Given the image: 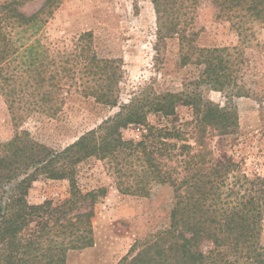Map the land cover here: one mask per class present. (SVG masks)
<instances>
[{
    "label": "trees",
    "instance_id": "trees-1",
    "mask_svg": "<svg viewBox=\"0 0 264 264\" xmlns=\"http://www.w3.org/2000/svg\"><path fill=\"white\" fill-rule=\"evenodd\" d=\"M26 1L0 4V96L16 128L0 142V264H66L70 251L94 245L95 206L107 188L80 187L79 165L91 158L108 163L122 194L149 197L156 185L173 190L168 226L136 241L116 264H264V174H247L212 147L215 137L239 128L235 98L244 90L237 73L245 60L235 47L197 46L192 13L203 0H151L158 40L178 39L182 64L197 65L198 78L181 92L148 86L127 99L119 61L100 56L93 33L57 54L43 43L63 0H46L30 15L20 10ZM210 1L237 31L249 21L264 23V0ZM205 88L227 101L214 102ZM73 92L118 110L59 149L20 129L34 113L56 116ZM180 106L188 109L185 117ZM153 115L173 123H153ZM130 127L141 131L138 139L124 136ZM41 178L67 180L69 197L31 204L29 191Z\"/></svg>",
    "mask_w": 264,
    "mask_h": 264
},
{
    "label": "rangeland",
    "instance_id": "rangeland-1",
    "mask_svg": "<svg viewBox=\"0 0 264 264\" xmlns=\"http://www.w3.org/2000/svg\"><path fill=\"white\" fill-rule=\"evenodd\" d=\"M4 1L0 0V4ZM45 1L28 0L20 10L30 15ZM193 14V28L199 32L197 46L235 47V54L245 60L237 73V82L244 90V96L235 98L239 128L235 134L214 138L215 155L225 150L247 174H264V23L249 21L237 31L230 21L218 17L210 0L201 1ZM157 31L151 0H63L45 25L42 41L52 54H57L71 50L80 34L93 33L100 56L119 61L124 72L123 99L148 86L158 92H181L187 80L198 78L199 67L194 63L183 65L179 40L159 41ZM204 93L216 103L227 101L222 92L205 88ZM117 110L73 92L56 116L34 113L26 117L20 129L31 131L37 140L59 149L75 142ZM187 112V107H179L181 117ZM150 121L173 123L155 115L150 116ZM15 131L8 105L0 96V142L11 139ZM123 133L129 139L141 135L136 127ZM78 171V182L84 191L106 187L107 195L95 206L94 245L70 251L66 264H116L136 241L168 226L174 205L171 187L156 185L149 197L122 194L108 163L96 158L80 164ZM68 197L67 180L41 178L33 183L28 200L31 204L57 203Z\"/></svg>",
    "mask_w": 264,
    "mask_h": 264
}]
</instances>
